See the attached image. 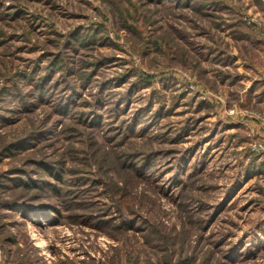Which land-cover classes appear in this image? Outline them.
I'll use <instances>...</instances> for the list:
<instances>
[{"label": "rangeland", "instance_id": "1", "mask_svg": "<svg viewBox=\"0 0 264 264\" xmlns=\"http://www.w3.org/2000/svg\"><path fill=\"white\" fill-rule=\"evenodd\" d=\"M260 143L264 0H0V264H264Z\"/></svg>", "mask_w": 264, "mask_h": 264}, {"label": "built area", "instance_id": "2", "mask_svg": "<svg viewBox=\"0 0 264 264\" xmlns=\"http://www.w3.org/2000/svg\"><path fill=\"white\" fill-rule=\"evenodd\" d=\"M264 146H263V144H258V145H255L253 148L254 149H257V150H261V148H263Z\"/></svg>", "mask_w": 264, "mask_h": 264}, {"label": "trees", "instance_id": "3", "mask_svg": "<svg viewBox=\"0 0 264 264\" xmlns=\"http://www.w3.org/2000/svg\"><path fill=\"white\" fill-rule=\"evenodd\" d=\"M53 188H54V186H53ZM53 209V208H52Z\"/></svg>", "mask_w": 264, "mask_h": 264}]
</instances>
